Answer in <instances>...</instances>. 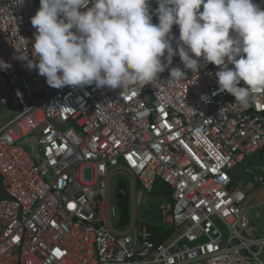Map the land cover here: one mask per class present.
Returning <instances> with one entry per match:
<instances>
[{
    "label": "built area",
    "instance_id": "2783aa9c",
    "mask_svg": "<svg viewBox=\"0 0 264 264\" xmlns=\"http://www.w3.org/2000/svg\"><path fill=\"white\" fill-rule=\"evenodd\" d=\"M39 8L40 0H0V61L8 65L0 67V103L16 106L0 122V264H264V236L255 237L247 193L230 175L264 149V97L235 104L219 91L217 66L201 59L193 73L178 55L171 67L186 72L179 81L169 83V69L155 87L123 93L52 88L21 59H38L31 18ZM116 176L130 197L123 228ZM157 179L173 200L160 236L138 216Z\"/></svg>",
    "mask_w": 264,
    "mask_h": 264
},
{
    "label": "clouds",
    "instance_id": "9594fccd",
    "mask_svg": "<svg viewBox=\"0 0 264 264\" xmlns=\"http://www.w3.org/2000/svg\"><path fill=\"white\" fill-rule=\"evenodd\" d=\"M150 3L40 0L31 18L38 59L20 58L52 88L95 85L123 93L155 87L169 69V83L186 79L185 71L171 67L178 55L193 73L201 59L217 66L219 91L235 97V104L247 108L264 97V8L254 0H156L153 11ZM0 67L8 65L0 61Z\"/></svg>",
    "mask_w": 264,
    "mask_h": 264
},
{
    "label": "rangeland",
    "instance_id": "374dc122",
    "mask_svg": "<svg viewBox=\"0 0 264 264\" xmlns=\"http://www.w3.org/2000/svg\"><path fill=\"white\" fill-rule=\"evenodd\" d=\"M16 106L9 102L7 104L0 103V116L1 123L8 121L13 115H15ZM26 152H30L31 148L27 145H24ZM264 169V149L254 156L249 157L245 162L236 166L231 172L230 175L233 179V186L243 188L242 190H249L250 186L253 185L255 190L258 187H264L260 184V177H256L253 174V168ZM250 170V171H249ZM123 176H116L113 180L112 188L114 199L116 200V189L120 180L124 179ZM257 178V180L255 179ZM126 182V181H125ZM127 184V183H126ZM128 190V187H127ZM254 189L248 192V204L257 203L259 206L253 207L249 210V217L252 226L256 228L255 237L264 236V194L256 192ZM170 188L160 179L156 180L154 184L153 192L145 194L144 204L138 209L139 221H143L144 224L149 226L157 235H161L162 232L159 230L161 225L166 219H170L173 200L171 198ZM121 218V214H120ZM220 225V224H219ZM115 226L117 227L116 223ZM222 231L227 236V230L221 226ZM182 229L175 230L172 238L168 241H171L175 238Z\"/></svg>",
    "mask_w": 264,
    "mask_h": 264
},
{
    "label": "water",
    "instance_id": "95a60500",
    "mask_svg": "<svg viewBox=\"0 0 264 264\" xmlns=\"http://www.w3.org/2000/svg\"><path fill=\"white\" fill-rule=\"evenodd\" d=\"M253 174L256 177H260V182L264 184V170L256 168L253 170ZM115 196L121 213L119 228H123L129 222L130 214V197L127 190V184L124 180L119 181Z\"/></svg>",
    "mask_w": 264,
    "mask_h": 264
},
{
    "label": "crops",
    "instance_id": "0c3cea01",
    "mask_svg": "<svg viewBox=\"0 0 264 264\" xmlns=\"http://www.w3.org/2000/svg\"><path fill=\"white\" fill-rule=\"evenodd\" d=\"M253 167H251V168H249V169H252ZM253 169H256V168H253ZM264 170V169H263ZM250 171V170H249ZM256 180H257V178H255ZM260 184L261 185H264V184H262L261 182H260ZM243 189V188H242ZM255 190V187L253 186V185H251L250 186V189L249 190H245L244 189V191L247 193V196H248V192L249 191H251L252 192V190ZM256 192H258V193H261V195H262V193L264 194V187H258L256 190H255ZM251 192H249V193H251ZM249 197V196H248ZM257 206H259V204H257V203H254V204H251V203H249L248 204V199H247V201H246V208H247V211L249 212V210L251 209V208H253V207H257Z\"/></svg>",
    "mask_w": 264,
    "mask_h": 264
},
{
    "label": "trees",
    "instance_id": "16d2710c",
    "mask_svg": "<svg viewBox=\"0 0 264 264\" xmlns=\"http://www.w3.org/2000/svg\"><path fill=\"white\" fill-rule=\"evenodd\" d=\"M170 191H171V190H170ZM170 191H169V192H170Z\"/></svg>",
    "mask_w": 264,
    "mask_h": 264
}]
</instances>
